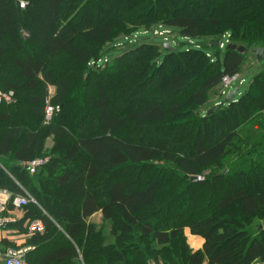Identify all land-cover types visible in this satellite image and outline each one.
Instances as JSON below:
<instances>
[{"label":"trees","instance_id":"16d2710c","mask_svg":"<svg viewBox=\"0 0 264 264\" xmlns=\"http://www.w3.org/2000/svg\"><path fill=\"white\" fill-rule=\"evenodd\" d=\"M234 1L231 42L264 49V0ZM191 2L0 0V94H13L0 101V189L33 200L7 229L43 225L26 242V264H264L263 228L253 232L264 219L263 62L244 94L226 103L223 90L212 104L247 55L222 56L219 43L212 55L114 47L125 22L139 27L132 34L162 27L186 40L219 30L224 14L183 12ZM109 9L116 15L104 19ZM172 58L178 69L150 84ZM48 102L60 112L46 125ZM40 158L49 161L31 174ZM96 213L102 226L89 222Z\"/></svg>","mask_w":264,"mask_h":264},{"label":"rangeland","instance_id":"374dc122","mask_svg":"<svg viewBox=\"0 0 264 264\" xmlns=\"http://www.w3.org/2000/svg\"><path fill=\"white\" fill-rule=\"evenodd\" d=\"M98 3L103 4L104 0H97ZM160 1V6L162 8H168L172 9V6L170 7L169 4H172L176 2V4L179 2V0H159ZM223 0H216L213 2L210 6L206 5V7L202 6L203 0H192L191 4L184 7L182 10L183 12L190 13L193 15H200L204 18L212 17L213 14L215 13H223L224 15L222 16V19L220 21L221 27L219 30H214L212 27L207 25L206 31L208 34L204 37H200L196 40H186L183 39L182 36H180L177 32L172 31V30H167L162 27L158 28H148V30H141L138 31L134 34H132V31L135 30L136 28L139 27H134L131 24H127L126 22L124 23L123 26L119 27L120 31L118 32L117 36L114 39V47L116 48L117 51L121 50H126L131 46H134L135 44H142V43H154L161 46L171 43L173 44L174 48H177V50H186L189 48H197V49H202L207 52H210L209 54H217L218 53V43L223 42L224 45L227 44V42H231V34H230V29L234 28L236 25V20L240 17V14L237 12V5L234 0H231L229 2L223 3ZM208 2V1H207ZM175 4V3H174ZM170 7V8H169ZM116 13L114 10L109 9L104 16V19L108 18L109 16H115ZM247 17V16H246ZM261 18V17H260ZM262 20H264V15H262ZM225 19V20H224ZM135 28V29H134ZM234 44H237L239 46H243L246 48V45L242 42H233ZM226 48V47H225ZM225 48L220 49L222 51V56L225 55L226 50ZM247 49V48H246ZM162 51V50H161ZM253 49L251 48L248 50V54L246 56L245 64L242 69L241 74L237 75V80L232 84L230 91L239 88V93L244 94L247 89H249V85L252 82V79L255 74L260 70L258 65L260 64L257 62L255 55L252 53ZM186 58V57H185ZM197 59L196 57L193 59H185L186 61L194 60ZM175 59H170L168 60L165 65L163 66V71L160 74V76L157 79H152L150 81V84L153 86L158 85V81L161 78L162 75H168L171 73L173 70H177L179 65H172L170 62ZM136 60H131L129 63L132 65H136ZM264 64V61H263ZM197 73L194 74L195 79L198 78L199 75H196ZM198 74H202V71L198 72ZM222 86V85H221ZM144 90V89H143ZM54 88L50 87L49 93L50 95H53L54 93ZM223 91V87H219L217 91L214 92V94L210 97V101L212 104H215L220 101V98H222L223 94L221 93ZM147 91H142L140 94V98L144 100L147 96L146 93ZM5 95V94H2ZM225 97L223 98V100ZM137 100V99H136ZM136 101L134 100H128L126 103H123L122 107L124 106H134ZM224 172H227L225 170ZM122 175V173H120ZM208 175V173L201 174L197 177H201L203 181L204 178ZM198 181V180H197ZM103 224V223H102ZM108 226V225H106ZM105 226V227H106ZM257 226H261L264 231V219L262 220H257L254 224L253 227V232L257 233ZM105 233H108V227L105 229ZM188 244L191 247V243H189V239L187 238ZM192 248V247H191ZM195 250L194 248H192ZM257 264V263H256Z\"/></svg>","mask_w":264,"mask_h":264},{"label":"built area","instance_id":"2783aa9c","mask_svg":"<svg viewBox=\"0 0 264 264\" xmlns=\"http://www.w3.org/2000/svg\"><path fill=\"white\" fill-rule=\"evenodd\" d=\"M230 42H227L226 45H224L223 42H219V48L223 49L225 48ZM237 80V76L233 78L226 77L223 81V94L227 92L228 89L231 88L232 84ZM13 94H0V101L5 102H11L12 101ZM60 112V107L52 105L50 102L46 104L45 108V121L44 123L48 125L53 117ZM48 158H40L37 159L31 163L27 164V167L29 169V172L31 174H35L37 170L43 166H45L48 163ZM198 181H201V177H196ZM33 202V200L30 198L29 195L26 196H16L13 197L11 193L1 190L0 189V233L5 231L8 227V225L12 224L14 222V219L8 215V205L11 204L13 207V210H19L22 211L23 208H25L30 202ZM11 202V203H10ZM7 213L6 215H4ZM33 228L36 231H42L43 227L41 224H35ZM8 257V260L6 261V264H26L24 261V251L19 252H10L6 255Z\"/></svg>","mask_w":264,"mask_h":264},{"label":"crops","instance_id":"0c3cea01","mask_svg":"<svg viewBox=\"0 0 264 264\" xmlns=\"http://www.w3.org/2000/svg\"><path fill=\"white\" fill-rule=\"evenodd\" d=\"M53 141L49 139L47 141L46 147L52 148L53 147ZM10 213H8L9 216H11L14 219V224L18 221H22V219L25 216V212L19 211V210H9ZM89 222L96 224L97 226H102L103 220L100 213H96L93 215ZM35 224H41L40 221H35L33 223H24L23 229L19 228H10L6 229L5 231L0 233V264H6V260H4V256H6L10 252H19L24 251V255L31 250V247L26 246L27 240L31 237L32 234L36 232V230L33 228ZM43 227V225H42ZM25 230L28 231L25 232ZM187 238L189 239V243H191V247L195 250L202 249L204 241L196 236H192L187 231L186 233ZM6 243H3V242Z\"/></svg>","mask_w":264,"mask_h":264},{"label":"water","instance_id":"95a60500","mask_svg":"<svg viewBox=\"0 0 264 264\" xmlns=\"http://www.w3.org/2000/svg\"><path fill=\"white\" fill-rule=\"evenodd\" d=\"M164 48L167 50V51H170L172 50V46L170 43H167L164 45ZM227 51H234L242 56H245L248 54V50L243 47V46H239L237 44H234V43H229L226 47ZM252 53L255 55L256 57V60L257 62L261 63L264 61V49L262 48H256L252 51ZM237 92H238V89H234L233 91L229 92L227 95H226V98H225V102L226 103H229L232 99L235 98V96L237 95ZM213 110H211L210 113H212ZM191 181L192 182H197V178L196 177H191ZM4 260H8V257L7 256H4Z\"/></svg>","mask_w":264,"mask_h":264}]
</instances>
